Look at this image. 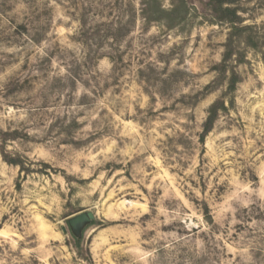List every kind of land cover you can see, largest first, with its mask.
<instances>
[{
	"label": "rangeland",
	"instance_id": "374dc122",
	"mask_svg": "<svg viewBox=\"0 0 264 264\" xmlns=\"http://www.w3.org/2000/svg\"><path fill=\"white\" fill-rule=\"evenodd\" d=\"M0 264H264V0H0Z\"/></svg>",
	"mask_w": 264,
	"mask_h": 264
},
{
	"label": "water",
	"instance_id": "95a60500",
	"mask_svg": "<svg viewBox=\"0 0 264 264\" xmlns=\"http://www.w3.org/2000/svg\"><path fill=\"white\" fill-rule=\"evenodd\" d=\"M94 219L95 214L93 212H86L70 219L69 224L73 229H79L84 224L92 222Z\"/></svg>",
	"mask_w": 264,
	"mask_h": 264
},
{
	"label": "trees",
	"instance_id": "16d2710c",
	"mask_svg": "<svg viewBox=\"0 0 264 264\" xmlns=\"http://www.w3.org/2000/svg\"><path fill=\"white\" fill-rule=\"evenodd\" d=\"M218 113V106L215 104L209 112V117L205 123L204 133L202 135V142H204L206 136L212 131Z\"/></svg>",
	"mask_w": 264,
	"mask_h": 264
}]
</instances>
